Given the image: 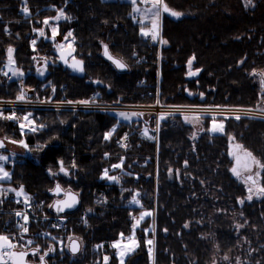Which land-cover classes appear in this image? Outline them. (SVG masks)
Instances as JSON below:
<instances>
[{"label": "trees", "instance_id": "16d2710c", "mask_svg": "<svg viewBox=\"0 0 264 264\" xmlns=\"http://www.w3.org/2000/svg\"><path fill=\"white\" fill-rule=\"evenodd\" d=\"M21 2L0 0V66L11 46L15 67L32 87L33 99H84L93 93L97 100L132 104L159 100L162 104L256 107L264 102L259 75L264 72V0H252L251 5L246 0H164L169 8L184 15L177 19L162 14L160 35L168 43L161 44L159 51L141 36L126 0H27L28 17L19 12ZM56 8H63L71 17L59 20L58 29L61 36L73 33L74 55L83 61L82 75L72 74L58 62L54 42L39 37L35 51L30 44L31 24L37 26L43 18L55 15ZM105 44L110 54L128 65L126 69H116L103 56ZM43 47L49 48L52 60L40 78L33 55L36 51L44 53ZM193 55L192 71H201L188 79L187 61ZM253 70L256 75L250 74ZM136 81L144 84L137 85ZM18 82L16 77L5 80L0 75V97H16ZM26 113L32 114L36 125L46 127L23 137L34 159L25 158L23 163L9 167L11 179L7 183L23 185L34 198L45 199L47 204L55 197L49 194L50 189L59 184L78 195L75 211L83 210L87 216L85 224L73 222L55 235L62 242L51 237L41 240L42 253L49 246L55 248L45 257L47 264H103L97 242L117 240L121 233L125 238L132 235L129 214L138 213L139 207L152 209L153 215L136 229L139 246L125 257L124 264H211L225 254L231 263L239 257L242 264H264V197L238 203L244 187L231 173L228 155L229 136H233L264 164V120L223 119L225 132L219 134L210 133L204 121V131L193 139L192 125L174 114L160 120L156 140L132 132L127 146L119 147L115 140L123 131L140 132L146 127L152 134L158 119L152 117L149 125L140 116L118 123L110 112L65 108L21 110L22 115ZM114 126L111 139L105 141L104 133ZM0 133L10 139L22 138L19 125L9 120L0 119ZM37 145L45 147L37 150ZM120 158L126 171L139 174L137 182L128 175L119 185L101 179L103 170ZM60 160L70 175L59 172ZM49 169L57 175H49ZM260 184L264 185V169ZM135 192L141 193L143 206L129 204ZM239 213L242 218L235 219ZM236 220L247 221L239 232ZM151 224L154 230L143 233V227ZM70 237L78 238L81 245L75 255L66 246ZM146 237L154 241L151 259ZM108 253V264H119L112 247Z\"/></svg>", "mask_w": 264, "mask_h": 264}, {"label": "snow or ice", "instance_id": "6c2138e0", "mask_svg": "<svg viewBox=\"0 0 264 264\" xmlns=\"http://www.w3.org/2000/svg\"><path fill=\"white\" fill-rule=\"evenodd\" d=\"M67 3V0H65ZM129 2L132 5V13L133 14H138V15H132V19L134 22L139 23L141 25L140 27V34L141 36L145 38H150L153 42L160 43V44H167V40H164L161 35H160V18L163 13H167L172 17H175L179 19L184 13L179 12V11H173L169 6L164 2V0H129ZM22 3L25 5L22 8V13L24 14L25 17L30 16V10L26 6L27 5V0H22ZM247 5L252 4V0H246ZM140 5H147V7H140ZM56 6L53 5V8ZM61 19L69 20L71 19L70 16L66 15L65 10L63 8H56V15L53 17H46L42 23L45 26H48L51 30V36L46 37V33L44 28H33V31L38 34V37H45L47 39H51L52 41H55V38L57 35H59V29L56 26H52L50 21H59ZM145 21L148 23L145 24ZM4 31L7 33L9 30L7 27L4 28ZM74 43V37L73 33L69 31L65 36L64 40L60 43H56L55 47L60 53L59 59L62 60L68 67H70L74 72H84V66H83V61L78 60L75 58L73 55L75 49L73 47ZM35 44L36 40L32 41L33 45V50L35 51ZM67 45V50H65V46ZM104 48V55L112 61V63L115 65L117 69H125L128 67L126 63L122 61V59H118L113 57L110 52L108 45H103ZM7 65L6 67L9 68L11 71L12 77H22L24 73L17 67H15V60L13 58V52L14 49L9 46L7 48ZM135 55V53H133ZM35 60L36 57H33ZM44 61V64L42 67L37 68V72L40 75H44L45 68L47 66V58H41ZM69 59H71V63H69ZM196 59V57L193 55L190 57L187 61L188 69L189 71L187 72V75L189 77H194L196 76L201 69L197 68L195 71H192V66H193V61ZM244 61H240L239 63H243ZM251 75H256L257 73L255 70H253V73H250ZM5 76H8V72H4ZM259 75L261 76V84L264 86V72H260ZM11 78V77H10ZM95 83H100V81H95ZM53 92H55V88H53ZM192 93H189L191 95ZM26 95L27 93L25 92L24 88L21 86L19 94L16 96V101H25L26 100ZM201 97H203V93H200ZM68 103H73L69 101ZM78 103L81 104H89V103H95V98L93 100L88 101H79ZM157 103H159V100H157ZM217 109H219L220 106H215ZM175 111H180L179 108H176ZM259 112L264 113V108L258 109ZM209 114V110H205L204 112L197 113L193 116H184V121L185 123H196L198 124L205 115ZM247 114V113H246ZM143 113H127V112H119L117 113V116L123 120H130L132 116H142ZM174 115L173 112H168L164 114H160L158 120H157V131L159 130V122L160 120L165 119L167 116H172ZM229 118H235L236 120L241 119L240 115H235L234 117H228V116H223V118L218 122L217 115H212L211 116V127L208 129L209 132L211 133H224L225 128H224V123L223 119H229ZM250 118H255V115L252 114ZM0 119L2 120H12V121H17L19 123V129H20V135L21 139L16 140V139H10L9 137L5 136L3 139H0V148L5 147V141L13 143V144H19L25 149H28L29 146L23 139V137L28 133L32 132L35 133L39 130H42L45 125H36L35 121L32 118L31 113H26L23 115V117H18L15 114H10L5 116L3 111L0 110ZM119 123V120H118ZM115 131V126L108 132L104 133V140L108 141L111 139L113 132ZM200 131H204L203 128L200 129ZM142 135L145 136L148 139H153V137L149 136L148 129H144L142 132ZM196 133L193 132L192 138L194 139L196 137ZM234 137L229 136V142H230V149L233 146L234 142ZM122 140L126 141L127 140V134L122 138ZM118 143H120L118 141ZM122 147H126L127 145L124 143H121ZM45 147V145H37V150ZM236 149H243L242 145L235 144ZM30 150V149H29ZM244 156L246 158H250L252 163L256 165L258 169H264V164H261L259 161L255 159V157L252 156L251 152H248L247 150H243ZM105 158L108 157V153H105ZM229 156H232L234 158V165L230 169L231 173L236 176L237 178H241V173L242 171L248 172L249 174L246 176L245 183L248 184L249 186L247 187L248 195L246 198H242L238 200V203L243 204L244 199H247L251 201L254 197L260 198L264 197V185H261L259 183V177H260V171H255L253 174V169L252 167L245 161L244 163L241 162V156L235 152V151H229L228 153ZM10 157L8 155L0 154V181H8L11 179V173L5 169V163L9 161ZM59 165V172L63 173L65 176L70 175L69 169L65 168L64 162L62 160L57 162ZM124 165V159L120 158V162L117 164L111 165V168L104 169L103 173L101 175V179H106L110 182L114 183H119L120 182V177L119 176H114L110 175L109 172L111 169H123ZM185 166H187V161H185ZM72 167L75 168L76 164L73 162ZM172 169H169V173H172ZM130 175V173H127ZM177 176H179V170H176ZM49 175L55 176L57 175L56 172H53L51 169H49ZM50 191L54 192L56 195H60L61 193H64V190L61 188L59 184H56L53 189H50ZM9 193H14L15 196L18 198L16 200V203H23L25 208H30L32 206L31 204V197L27 195L24 192V186L20 185L19 188H12L9 187L7 189L0 188V197H6ZM66 196V199H57L54 204L49 205L50 208H55L57 213H62L65 211V209H70L73 208L77 201L76 194L72 193H64ZM139 193H135L132 195L131 200L129 201L130 204L132 205H140V200L138 199ZM22 199H19L21 198ZM4 201L2 198H0V204H2ZM97 203H102V201L98 200ZM89 211H91L89 209ZM14 215L19 218V220H22L23 223H20L18 220V228H19V233L17 235L9 236V235H4L0 234V264H25V257L29 254L28 251H15L17 248H27L28 246L32 245L33 241L32 240H25V236L28 233V223H29V215L26 211L24 210H19L14 213ZM153 213L151 211H141L139 214V217L137 218L136 216H133L132 219L134 223L132 224V235L128 236L125 238L124 234L121 233L120 240H117L112 243L111 247L114 249H117L118 251L116 252V255L120 257V264H124V257L133 251L136 247L139 246L138 242L135 239V231L136 229L140 226L141 222L145 220L146 217L152 216ZM247 223V221H245ZM54 227H58L59 225H53ZM244 225L238 224L236 225L237 230L242 228ZM185 228L189 227V224L186 223L184 225ZM145 233L149 231V229H144ZM165 231H167L165 229ZM49 235V234H45ZM55 239V237H53ZM71 243L67 245L69 250L73 255H75L77 252L80 251V244L78 242V238H69ZM124 239H127L129 243L124 244L122 241ZM15 241V242H13ZM145 243L149 246L148 248V253L150 259L153 257V244L154 241L153 239H147ZM97 248H102L103 245H97ZM123 248V251H120V249ZM41 251L39 246L36 248L31 249V252L33 255L38 254ZM55 251V248L52 246H49L47 251H44L42 255L39 256L40 264H45V257L50 253ZM109 256L105 255L103 257V264H108L109 261ZM225 260L228 259L227 256L224 257ZM237 264H240L239 258H237Z\"/></svg>", "mask_w": 264, "mask_h": 264}, {"label": "built area", "instance_id": "2783aa9c", "mask_svg": "<svg viewBox=\"0 0 264 264\" xmlns=\"http://www.w3.org/2000/svg\"><path fill=\"white\" fill-rule=\"evenodd\" d=\"M25 5L21 3L19 5V12L22 11V8ZM138 15V14H136ZM4 72L6 70L2 68L0 70V74L5 78L9 79L11 77V73L8 72V76L4 75ZM144 83L142 81L137 82V85H143ZM91 101L93 98L89 99H33L29 97V94L26 95V100L25 101H16V97L13 98H3L0 97V110L3 111L4 115H10V114H15L18 117H21L20 115V109H35V108H53V109H58V108H65V109H73V110H86L87 108H93L95 110H102V111H110V110H136V108H147L146 111H152L155 110L156 108L158 109L159 107L155 106L153 107H142L138 106L135 107L132 104L128 103H109V102H100L95 99V103H89V104H81L78 103L79 101ZM69 101L73 103H68ZM158 106V105H156ZM181 111H187V112H204L205 110H209L211 108L201 106V107H178ZM173 107H168V106H161L160 110L163 111H168L172 112ZM220 110H224L222 107L219 108ZM237 111L239 114H254V115H261L264 116V113L259 112L258 110L255 109H249V108H237ZM12 121V120H9ZM17 124H19L17 121H12ZM136 131L135 129L129 132H123L118 138H116L115 142L117 146L122 147L121 143L126 144L129 135ZM136 133H139L142 135V132L136 131ZM127 134V140L124 141L122 138ZM118 141L120 143H118ZM14 159L10 158L9 161H7L5 164L6 165H12L14 163ZM127 173H130L127 174ZM114 176H119L120 177V182L115 183V184H121L123 181L124 175H128L132 182H137L139 179V174L137 173H132L125 171L123 169H119L113 174ZM114 183V182H113ZM9 187L12 188H19V187H13L9 186L7 184L1 183L0 182V188L7 189ZM24 192L29 195L31 199V204L32 206L30 208H25L23 203H16V200L18 199L14 193H9L6 197H0L3 199V203L0 204V234L4 235H17L19 233V228H18V220L14 213L19 210H24L28 213L29 215V223H28V233L25 236V240H32L33 243L32 245L28 246L27 248L21 249L17 248L15 250H29L32 248H36L37 246H40L41 240L46 239L48 237H55L57 233L64 232L67 227L71 223H81L85 224L87 221V216L84 212L80 213H72V212H62V213H56L52 211V209L47 205L46 200L39 198L36 199L34 198L30 193L26 192L24 189ZM19 199H22L19 198ZM134 215H131L129 217V221L132 222ZM20 223H23L22 220H19ZM53 225H59L58 227H54ZM49 235H45V234ZM57 240V239H56ZM15 242V241H13ZM112 241L108 239H101L97 242V245H103L102 248L99 249V254L101 259L103 260V257L105 255L109 256L108 249L111 247ZM39 255L40 252L36 255H28V258H31L33 262H38L39 261Z\"/></svg>", "mask_w": 264, "mask_h": 264}, {"label": "rangeland", "instance_id": "374dc122", "mask_svg": "<svg viewBox=\"0 0 264 264\" xmlns=\"http://www.w3.org/2000/svg\"><path fill=\"white\" fill-rule=\"evenodd\" d=\"M127 2H129V0H126ZM130 3V2H129ZM130 5H131V3H130ZM140 7H147V5H140ZM131 12H132V5H131ZM56 15V14H55ZM55 15H53V16H55ZM53 16H47V17H53ZM46 18V17H45ZM45 18H43L42 19V21L45 19ZM42 21L40 22V24L39 23H37V26H34L33 24H31V29H30V34H29V39H30V44L32 45V41L33 40H36V42L39 40V37H38V34L36 33V32H34L33 31V28H44V30H45V33H46V35H51V30H50V28L48 27V26H45V25H43V23H42ZM134 21V20H133ZM50 23H51V25L52 26H56V27H58V21H50ZM148 22L147 21H145V24H147ZM140 27H141V25L139 24V23H137ZM159 24L161 25V18H160V21H159ZM64 40V36H61L60 34L59 35H57L56 36V38H55V41H53L54 42V44H56V43H60V42H62ZM159 46H161V44L159 45ZM67 47V45L65 46V48ZM32 48H33V45H32ZM48 47H43V52L44 53H41V52H39V51H36V52H34V54L35 55H33V57H36V59H35V62H34V65H35V70H37V68H39V67H42L43 66V64H44V61L41 59V58H47V63L48 62H50L51 60H52V57L50 56V55H48V53L47 52H49L48 51ZM158 51L160 50V47H158V49H157ZM46 52V53H45ZM73 55H74V53H73ZM75 56V55H74ZM13 58H14V55H13ZM7 51H6V55H5V57H4V61H3V65L2 66H5V65H7ZM157 62H158V60H157ZM15 66V65H14ZM7 69H6V72H9L10 70H9V68L8 67H6ZM159 64L157 63V77H159ZM46 68H45V71H44V75H40L37 71H36V73H37V75L40 77V78H44V76L46 75ZM10 73H11V71H10ZM12 76V75H11ZM17 79H19V86H20V89H21V86L24 88V90H25V92L27 93V94H29V95H31L32 93H33V89H32V87H30V86H28V85H26V83L24 82V76H22V77H16ZM141 79V78H140ZM140 79H138V80H140ZM137 80V81H138ZM159 80V79H158ZM136 81V82H137ZM146 82V81H145ZM147 83V82H146ZM158 84H156L155 86H157ZM149 87V85L148 86H146V88H148ZM155 88V87H154ZM96 97V95L95 94H93V93H91L88 97H84V99H89V98H95ZM97 100V99H96ZM98 101H100V102H109V103H112L113 101H102V100H98ZM114 102H116V101H114ZM118 103H121V102H118ZM157 105L158 106H155L154 107V109L156 108V107H159L158 109L156 108L155 110H152V111H144L142 108H136V110H110V111H104V112H110V113H113V114H115V116L117 117V119L119 120V121H126V120H123V119H121V118H119L118 116H117V113H119V112H127V113H133V112H141V113H143V118L144 119H149L150 121H151V118L152 117H154V118H159V116H160V114H164V113H168V111H163V110H160V107L161 106H168V107H173V108H178V107H201V106H205V107H208V108H211V109H209V114L208 115H205L204 116V118L198 123V124H196V123H189V124H191L192 125V127H193V132H195L196 134L197 133H199L200 132V129L201 128H204V121L205 122H207L208 124H209V126H208V128L207 129H209L210 127H211V123H212V120H211V116L212 115H217V118H218V122L223 118V116H228V117H234L235 115H240L241 117H248V118H250V116L252 115V114H239L238 113V111H237V108H249V109H255V110H258V109H261V108H264V102H259V105L258 106H256V107H248V106H224V105H207V104H162V103H157ZM215 106H220V107H222L224 110H220V109H217ZM135 107H138V106H135ZM219 107V108H220ZM27 109V108H26ZM58 109H61V108H58ZM86 110H94V111H97V110H95V109H93V108H87ZM98 111H102V110H98ZM174 114H180L183 118V120H184V116L185 115H187V116H193V115H195V114H197V113H199V112H187V111H175V109H173V111H172ZM23 115H25V114H23ZM23 115H21V118L23 117ZM139 117L138 116H132L131 117V119L130 120H127V122H129V121H132V120H136V119H138ZM255 119H261V120H264V116H261V115H255ZM19 125V124H18ZM146 128V127H145ZM144 127H143V129H141L140 131L141 132H143V130L145 129ZM156 128V130L154 131V133H149V136H151V137H153V139H151V140H156V138H157V136H156V132H157V126L155 127ZM124 132V131H123ZM122 132V133H123ZM135 133H136V131H134ZM121 133V134H122ZM211 133V132H210ZM120 134V135H121ZM213 134H215V133H213ZM219 134V133H218ZM119 135V136H120ZM118 136V137H119ZM142 137H144L145 139H148V138H146L145 136H143V135H141ZM117 137V138H118ZM233 137V136H232ZM0 138L1 139H3L4 138V136H2L1 135V133H0ZM235 144H239V143H237L235 140H234V142H233V146L231 147V149H230V142H228V153H229V151L231 150V151H235V152H237L240 156H241V162L242 163H244L245 161H247V163L252 167V169H253V174L255 173V171H260L261 172V169H258L257 167H256V165L255 164H253L252 163V161H251V159L250 158H246L245 156H244V152H243V150H247V149H245L244 147H243V149H236L235 148ZM7 145H8V147H7V149H5V150H0V154H4V155H8L9 157H11V158H14V163H13V165L16 163V164H20V163H23L24 162V160H25V158H31V159H34L33 157H32V155H31V153L28 151V149H25V148H23L22 146H20L19 144H13V143H8L7 142ZM240 145V144H239ZM248 151V150H247ZM249 152V151H248ZM253 156V155H252ZM155 157V156H154ZM231 157V159H232V165H231V168L233 167V165H234V163H235V161H234V158L232 157V156H230ZM254 157V156H253ZM255 159L258 161V159L255 157ZM120 162V161H119ZM119 162H116V163H114V164H117V163H119ZM113 165V164H112ZM12 165H5V169L7 170V171H9L10 173H11V170H10V168L9 167H11ZM108 169H110L111 168V166L110 167H107ZM230 168V169H231ZM119 168H117V169H111L110 170V172H109V174L110 175H112V173L115 171V170H118ZM123 170H125L124 169V166H123ZM249 173L248 172H245V171H242V173H241V178H237L236 176H234L238 181H240L241 182V184H243V187H244V194L241 196V197H239L238 198V200L239 199H242V198H246L247 197V195H248V191H247V187L249 186L248 184H246L245 183V179H246V176L248 175ZM108 181V180H107ZM0 182H3V181H0ZM259 183H260V177H259ZM63 188V187H62ZM64 189V188H63ZM135 193H137V192H135ZM134 193V194H135ZM139 193V192H138ZM139 194H141V193H139ZM261 198V197H260ZM53 199H54V197H53ZM138 199L140 200V205H132V204H130L131 206H135V207H139V206H143V204L141 203V199H140V195L138 196ZM255 199H258V198H256V197H254L251 201H253V200H255ZM131 200V199H130ZM249 202V200H247V199H244V202ZM240 205H241V203H239ZM141 211H151V212H153L152 211V209H150V208H145V207H139V212L138 213H135V212H130V214H129V217L131 216V215H134V216H136L137 218L139 217V214H140V212ZM80 212H84L85 214H86V212L85 211H83V210H80V211H76V213H80ZM236 216H239L240 218H242L241 216H242V213H239L238 215H235V219H236ZM146 219V218H145ZM145 221V220H144ZM144 221H142L141 222V224H140V226L139 227H141L142 226V223L144 222ZM134 223V221H132V222H130V227H132V224ZM238 224H241V225H244L242 228H240L239 230H237V228H236V225H238ZM246 226V223H245V221H242V222H239V221H235V228H236V232H239L241 229H243L244 227ZM138 227V228H139ZM144 229H149V231H153L154 230V224H151L149 227H143V230H142V232L143 233H145V231H144ZM148 231V232H149ZM147 232V233H148ZM147 233H145V234H147ZM121 238H119V239H117V240H120ZM135 239H136V237H135ZM147 239H153L152 237H146V240ZM62 240V239H61ZM117 240H114L113 242H115V241H117ZM63 241V240H62ZM112 241V240H111ZM136 241H137V239H136ZM112 242V243H113ZM122 243H124V244H127V243H129V241L127 240V239H124L123 241H122ZM112 245V244H111ZM66 246H67V243H66ZM137 248V247H136ZM135 248V249H136ZM149 248V246L147 245V249ZM152 248H153V246H152ZM134 249V250H135ZM115 250V254H116V252L118 251L117 249H114ZM120 251H123V248H121L120 249ZM117 256V255H116ZM127 256V255H126ZM125 256V257H126ZM225 256H227L228 257V259L227 260H225L224 259V257ZM125 257H124V260H125ZM117 258H118V263L120 264V257H118L117 256ZM237 258H239V257H236L234 260H233V262L231 263V261H230V258H229V256H228V254H225L223 257H219V256H217L215 259H214V261L211 263V264H219V262L220 261H222V262H228V263H230V264H237ZM239 261H240V264H242V260H240V258H239Z\"/></svg>", "mask_w": 264, "mask_h": 264}, {"label": "water", "instance_id": "95a60500", "mask_svg": "<svg viewBox=\"0 0 264 264\" xmlns=\"http://www.w3.org/2000/svg\"><path fill=\"white\" fill-rule=\"evenodd\" d=\"M165 14H167V13H165ZM168 16H170L169 14H167ZM170 17H172V16H170ZM46 40H50L51 42H53L51 39H47L46 38ZM65 50H67V47L65 48ZM54 53L56 54V56H57V60H58V62L64 67V68H67L68 70H70V72L72 73V74H77V75H82L83 74V72L81 73V72H74L70 67H68L62 60H60L59 59V55H60V53L58 52V50L55 48L54 49ZM112 55V54H111ZM103 56L108 60V61H110L105 55H104V48H103ZM113 56V55H112ZM113 57H115V56H113ZM76 59H78V60H81L80 58H77V57H75ZM115 58H117V57H115ZM119 59V58H118ZM82 61V60H81ZM72 61H71V59H69V63H71ZM111 63H112V61H110ZM113 64V63H112ZM114 65V64H113ZM114 67H115V65H114ZM116 68V67H115ZM118 70H121V69H118ZM124 70V69H123ZM188 79H191V78H193V77H189L188 75L186 76ZM195 77V76H194ZM138 113H141V112H138ZM141 118H143V115L142 116H140ZM145 122V124L146 125H149V119L148 120H145L144 121ZM1 139V138H0ZM56 185V184H55ZM55 185L53 186V188L55 187ZM52 188V189H53ZM62 188V187H61ZM63 189V188H62ZM64 190V189H63ZM72 193V194H76L75 192H73V191H71V190H64V193ZM64 193H61L60 195H59V198L58 199H66V196L64 195ZM49 194L50 195H55V196H58V195H56L54 192H52V191H50L49 192ZM76 197H77V203H76V205L73 207V208H70V209H65V211H69V210H73V209H75L77 206H78V203H79V198H78V195L76 194ZM57 200V199H56ZM56 200H54L53 202H52V204H54V202L56 201ZM53 209V211H55L56 212V210H55V208H52ZM78 242H79V240H78ZM71 243V241H69L68 242V245ZM79 244H80V242H79ZM68 250H69V248H68ZM70 251V250H69ZM17 252H19V251H17ZM28 253H32L31 252V250H29L28 251ZM70 253H71V251H70ZM25 264H40V262H38V263H33V262H29V261H27L26 260V257H25Z\"/></svg>", "mask_w": 264, "mask_h": 264}, {"label": "bare ground", "instance_id": "6f19581e", "mask_svg": "<svg viewBox=\"0 0 264 264\" xmlns=\"http://www.w3.org/2000/svg\"><path fill=\"white\" fill-rule=\"evenodd\" d=\"M149 40V42L155 44L157 47H160V43H156V42H153L150 38H147ZM117 69V68H116ZM126 69V68H125ZM112 103H118V102H112ZM128 104H132V103H128ZM133 106H142V107H153L154 105L156 106L157 105V101L155 103H151V104H132ZM144 111H146L147 108H142ZM126 132V131H124Z\"/></svg>", "mask_w": 264, "mask_h": 264}, {"label": "crops", "instance_id": "0c3cea01", "mask_svg": "<svg viewBox=\"0 0 264 264\" xmlns=\"http://www.w3.org/2000/svg\"><path fill=\"white\" fill-rule=\"evenodd\" d=\"M4 67H5V69H7L6 66H4ZM9 72H10V71H9ZM54 196H55V195H54ZM55 197H56V196H55ZM113 249H114V248H113ZM133 251H134V250H133ZM131 252H132V251H131ZM131 252H130V253H131ZM114 254H115V250H114ZM128 254H129V253H128ZM128 254H127V255H128ZM115 256H116V254H115Z\"/></svg>", "mask_w": 264, "mask_h": 264}, {"label": "flooded vegetation", "instance_id": "af4514ba", "mask_svg": "<svg viewBox=\"0 0 264 264\" xmlns=\"http://www.w3.org/2000/svg\"><path fill=\"white\" fill-rule=\"evenodd\" d=\"M76 57V56H75Z\"/></svg>", "mask_w": 264, "mask_h": 264}]
</instances>
